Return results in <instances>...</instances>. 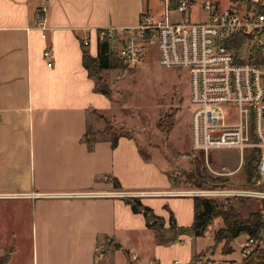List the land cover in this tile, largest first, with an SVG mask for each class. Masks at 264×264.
Returning <instances> with one entry per match:
<instances>
[{"label": "crops", "instance_id": "1", "mask_svg": "<svg viewBox=\"0 0 264 264\" xmlns=\"http://www.w3.org/2000/svg\"><path fill=\"white\" fill-rule=\"evenodd\" d=\"M145 8L144 0H0V203L16 200L30 208L29 264H225L241 259L243 241L232 240L226 252L224 240H214L223 227L218 218L202 236L158 242L125 197H138L165 227L170 212L177 225L188 226L194 216L193 189L174 186L168 169L144 157L133 137L119 136L114 147L108 136L96 138L90 148L84 138L89 115L105 113L111 101L94 90L81 42L96 56L100 30L132 27L149 15ZM40 18L45 29L38 27ZM46 46L52 49L50 66L42 56ZM1 234L0 226V239ZM12 241L0 240V260L9 251L0 264H22L15 236ZM97 244L103 257L95 262Z\"/></svg>", "mask_w": 264, "mask_h": 264}, {"label": "built area", "instance_id": "2", "mask_svg": "<svg viewBox=\"0 0 264 264\" xmlns=\"http://www.w3.org/2000/svg\"><path fill=\"white\" fill-rule=\"evenodd\" d=\"M169 4L170 0H163L162 19L154 21L150 15H142L136 25L118 30V56L136 68L147 47L155 45L159 66L185 71L189 78L191 149L208 166L211 150H237L239 162L225 174L237 172L249 158L257 161V174L243 185L196 187L192 193L255 199L262 202L259 207L264 217V0H227L223 7L206 2L202 8L207 16L201 21L170 20ZM194 6L192 0H179L174 9L184 14ZM38 27L46 28L43 18ZM104 32L111 36L114 29L107 27ZM42 56L50 66V46L43 49ZM240 253L241 259L264 253V228L257 235L245 236ZM102 257L103 249L97 244L95 262Z\"/></svg>", "mask_w": 264, "mask_h": 264}, {"label": "rangeland", "instance_id": "3", "mask_svg": "<svg viewBox=\"0 0 264 264\" xmlns=\"http://www.w3.org/2000/svg\"><path fill=\"white\" fill-rule=\"evenodd\" d=\"M192 1L195 2V6L187 13L181 14L171 9L168 18L172 21H201L207 16L202 8L204 3L210 2L219 7L227 3V0ZM144 3L145 9L154 21L164 17L163 0H144ZM117 32L114 30L111 36L107 32H100L102 36L110 37L107 53L110 66L101 68L99 75L109 90L111 106L105 113L95 111L94 115H89L90 131H99V137L109 136L113 132L127 131L136 140L144 157L150 156L153 163L168 169L167 174L174 186L196 188L186 179V174L194 169L196 163L213 176L225 177L223 186L245 184L244 164L237 172L225 174L236 168L239 162L237 150H211L208 166L201 160L200 154L191 149L189 78L185 71L179 68L159 66L158 51L155 45L147 47L139 67L132 68L123 62L113 67L111 50L118 54L121 47L120 40L116 38ZM170 124L171 129L167 132ZM250 159L252 158L245 162ZM209 188L214 187L206 189ZM199 197L213 198L225 204H232L242 216H247L250 209H256L255 199L222 196ZM15 218H17V227L14 226ZM215 218L220 219L223 224L220 216ZM0 226L2 232L0 240L7 243L11 239L13 242L12 238L15 236L16 241L13 245L19 263L29 264L32 253L30 208L21 204L20 201H2L0 203ZM244 238L245 234H240L234 238V241L240 244ZM241 261L240 259L239 262Z\"/></svg>", "mask_w": 264, "mask_h": 264}, {"label": "trees", "instance_id": "4", "mask_svg": "<svg viewBox=\"0 0 264 264\" xmlns=\"http://www.w3.org/2000/svg\"><path fill=\"white\" fill-rule=\"evenodd\" d=\"M178 1L179 0H170L169 6L171 9H174L177 6ZM109 39V36H102L100 32L98 33L96 56L90 55L87 51L86 45L82 42L81 47L83 65L87 69L88 75L94 78V90L104 94L110 99L111 96L109 90L99 75L101 68H108L110 66L107 55ZM111 58L113 61V67H117L120 62H123L114 50H111ZM101 81L102 83H100ZM120 129L122 130V128ZM170 129L171 124L170 127L167 128V132ZM99 133V131L91 132L88 127L84 134V138L90 143V141H94L96 138H101V136H98ZM119 136L131 137L127 131L113 132L108 136L112 147L116 145ZM88 147H91V143ZM193 162L196 163L197 161ZM256 163L257 161L252 159L244 163L243 169L245 170L246 181H249L257 174ZM186 179L197 188L223 186L226 180L223 176L211 175L205 168H200L198 163H196L193 170L186 174ZM114 183L116 186H119L116 179ZM125 201L129 204L133 212L142 213L146 226L154 230L155 237L160 243L174 242L178 240L180 235L184 234L202 236L206 232V229L212 222L213 218L220 216L223 221V227H220L215 231L214 240L216 242L224 240L223 251L228 252L231 250L229 243L238 235H257L261 228H264V217L261 216L259 207V205H262V202L257 203L256 200L254 201L256 209H250L247 216H242L241 212L232 204H225L213 198L194 196V216L192 223L188 226L177 225L172 212H170L167 227L163 225L162 218L155 214L150 206L142 203L138 197L126 196ZM240 201L243 202L242 200ZM102 244L106 247L107 242L103 240ZM114 247L120 248V245L115 243ZM8 255L9 251L0 261L6 260ZM241 264H264V253H254L249 257L243 258Z\"/></svg>", "mask_w": 264, "mask_h": 264}]
</instances>
